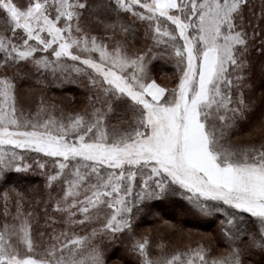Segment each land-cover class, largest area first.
<instances>
[{
  "label": "snow or ice",
  "instance_id": "snow-or-ice-1",
  "mask_svg": "<svg viewBox=\"0 0 264 264\" xmlns=\"http://www.w3.org/2000/svg\"><path fill=\"white\" fill-rule=\"evenodd\" d=\"M0 192V264H264V0H0Z\"/></svg>",
  "mask_w": 264,
  "mask_h": 264
},
{
  "label": "trees",
  "instance_id": "trees-1",
  "mask_svg": "<svg viewBox=\"0 0 264 264\" xmlns=\"http://www.w3.org/2000/svg\"><path fill=\"white\" fill-rule=\"evenodd\" d=\"M252 2L254 4V6L256 7V9L259 10L260 0H252ZM156 63L158 65V67L160 69H162L160 75H171L174 72V67L170 62L158 61ZM48 95L52 96V97H53V95H57L59 97H64L65 101L67 102V105H71L70 99H69L71 96L83 97V93L76 91L74 86H67L63 89H59V88H56L53 86L50 89H48ZM27 182L32 183V184H36V185H42L43 184V177H36V176L34 177L31 175L30 179ZM0 196H2V192H0ZM0 204H2V201H0ZM187 219L188 218H186V220ZM153 222H154V220L149 218V220L147 222L141 224V228L151 227ZM185 225L189 226L193 230V236H192L193 241L196 239L195 232L197 230H199L200 232H206V231H213L215 229V225H212L211 227H206V226H203V225L198 224L197 222L191 221V220H188V222ZM114 251L116 252V255L121 254V251H119V250L114 249ZM257 259H259V257H257Z\"/></svg>",
  "mask_w": 264,
  "mask_h": 264
},
{
  "label": "rangeland",
  "instance_id": "rangeland-1",
  "mask_svg": "<svg viewBox=\"0 0 264 264\" xmlns=\"http://www.w3.org/2000/svg\"><path fill=\"white\" fill-rule=\"evenodd\" d=\"M53 97L56 98V100H57L58 103H61L62 102L63 104L67 105V102L65 101V98L64 97H59L57 95H53ZM82 99H83V97H77V100H78L77 103H76V107L77 108L80 106V103L82 102ZM67 106L71 107V105H67ZM32 176H34V177L35 176L36 177H41L38 174H35V175H32ZM154 224H155V221L153 222V224L151 225V227L154 226ZM185 227L190 228L187 225H185Z\"/></svg>",
  "mask_w": 264,
  "mask_h": 264
}]
</instances>
